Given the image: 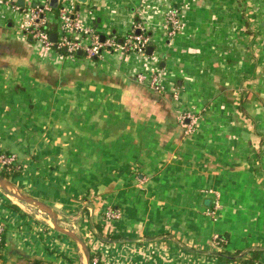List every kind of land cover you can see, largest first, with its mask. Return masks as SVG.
I'll list each match as a JSON object with an SVG mask.
<instances>
[{"label":"crops","instance_id":"crops-1","mask_svg":"<svg viewBox=\"0 0 264 264\" xmlns=\"http://www.w3.org/2000/svg\"><path fill=\"white\" fill-rule=\"evenodd\" d=\"M18 1L0 0V153L21 168L9 180L104 264H251L238 258L254 251L264 264V0H60L101 38L139 23L154 47L90 60L28 37ZM182 113L196 116L190 134ZM0 220L1 264H86L1 189Z\"/></svg>","mask_w":264,"mask_h":264},{"label":"built area","instance_id":"built-area-1","mask_svg":"<svg viewBox=\"0 0 264 264\" xmlns=\"http://www.w3.org/2000/svg\"><path fill=\"white\" fill-rule=\"evenodd\" d=\"M21 9L19 6H15ZM55 9L43 0H30L29 4V20L26 23L25 33L35 42L47 48H55L60 52H67L73 56H77L81 50L83 56L90 60L101 57L105 52L129 53L135 51L139 53H146L148 46L151 43L150 36L143 34L144 29L141 24H136L132 32L121 40L116 35H110L102 40L100 34L94 27L86 26L82 22L79 9L75 2L69 1L62 4L57 9V15L54 18L51 15ZM179 10L172 8L167 13L166 28L170 36H174L180 29ZM140 30V33H136ZM55 33L56 41L52 40V34ZM137 80L144 82L146 76L143 74L137 75ZM158 76L151 78L150 85L156 89H160L158 84ZM182 124L187 128V132H192L195 129V115L188 114L182 118ZM187 119V120H186ZM191 120V122L189 121ZM190 122V123H189ZM16 161V156L13 154L1 155V162L3 166H9ZM211 212V211H210ZM213 213V212H211ZM107 220H114L120 217V212L114 208H108L105 211ZM7 231L6 224L0 220V264L2 247ZM219 236L216 237V241ZM94 264L101 263L99 258L93 260ZM30 264H44L42 262L32 261Z\"/></svg>","mask_w":264,"mask_h":264},{"label":"water","instance_id":"water-1","mask_svg":"<svg viewBox=\"0 0 264 264\" xmlns=\"http://www.w3.org/2000/svg\"><path fill=\"white\" fill-rule=\"evenodd\" d=\"M80 3H86L87 0H79ZM19 4H24V0H19ZM52 8L58 9L60 7V0H50L49 4ZM136 33H140V30H137ZM56 34H52V40L56 41ZM105 39V36H102V40ZM122 41V40H121ZM154 52V47H148L146 54L151 55ZM82 51L78 52V55H82ZM0 189L4 191L7 195L15 197L17 200L21 201L22 203L29 204L36 206L39 210L46 213L53 222V228L60 234L66 235L72 240H74L77 245L83 250V253L86 257V264H92V252L89 245L81 238L74 230H70L68 228H64L59 221L58 213L54 208L50 205L38 200L37 198L28 195L22 192L15 184H13L8 178L3 176L0 172Z\"/></svg>","mask_w":264,"mask_h":264},{"label":"rangeland","instance_id":"rangeland-1","mask_svg":"<svg viewBox=\"0 0 264 264\" xmlns=\"http://www.w3.org/2000/svg\"><path fill=\"white\" fill-rule=\"evenodd\" d=\"M55 10H57V9H55ZM181 27V26H180ZM169 35V34H168ZM169 37H172V36H170L169 35ZM132 52H135V51H133L132 50ZM136 80H137V78H136ZM138 81V80H137ZM138 82H140V83H145V84H147V85H150V83H146L145 81L144 82H141V81H138ZM148 82H150V81H148ZM151 86V85H150ZM154 88V87H153ZM156 89V88H155ZM159 89H157V91H158ZM188 115V113H182V115L180 116V124H181V126H183V124H182V121L181 120H183L182 118H184V116H187ZM187 120V119H186ZM190 122H191V120H189ZM189 122V123H190ZM184 127V126H183ZM184 133L185 134H190L191 132H187V128H185L184 127ZM4 154H9V153H7V152H1L0 153V172L4 169V167H7L8 168V170H14V166H15V163H16V161H14L13 162V164H10L9 166H3V164H2V162H1V155H4ZM2 174V173H1ZM4 176V175H3ZM6 178H8L9 179V177H6ZM8 198H10V200H13V201H15V202H17V203H19V204H21L23 207H26V208H29L30 210H32L33 212H35L36 214H39L40 216H41V218H44L47 222H48V224L53 228V222H52V220H51V218L46 214V213H44L43 211H41V210H39L36 206H33V205H29V204H25V203H22L21 201H19V200H17L15 197H13V196H9L8 195ZM110 208H112V206L110 207ZM108 209V208H107ZM56 212L58 213V211L56 210ZM59 221H60V224L62 223L61 222V220H60V218H59ZM64 228L65 227H67V226H65L64 224H61ZM54 229V228H53ZM70 230H72L71 228H69ZM55 230V229H54ZM56 231V230H55ZM57 232V231H56ZM78 234V233H77ZM215 240H216V238H215ZM85 241V240H84ZM218 242V240L215 242V243H217ZM77 244V243H76ZM218 244V243H217ZM80 248V247H79ZM80 250H81V248H80ZM82 251V253H83V250H81ZM85 255V254H84ZM86 258V257H85ZM95 258H98L97 256H95Z\"/></svg>","mask_w":264,"mask_h":264},{"label":"trees","instance_id":"trees-1","mask_svg":"<svg viewBox=\"0 0 264 264\" xmlns=\"http://www.w3.org/2000/svg\"><path fill=\"white\" fill-rule=\"evenodd\" d=\"M143 34H146V35L149 36V34H148L147 32H145V31H144ZM150 46H151V43H150V45H149L148 47H150ZM17 165H18V164H15V166H14V170H8L7 167H4V169L1 171L2 175H4L5 177H11V176H13V175L18 174V173L21 171V168H18ZM224 238H225V237L220 236L219 239H218V241H222V239H224ZM224 242H225V239H224ZM224 242H223L222 244H224ZM238 253H239V252H236L234 255H237ZM258 258H259V252H258V251H254L253 254H252V256L248 257L247 260H245L246 258H244V257H240V258H238V259H239L240 261H243V262H249V263H251V264H261V263L259 262ZM93 260H94V256H93V254H92V264H94ZM227 260H228V259H227ZM34 262H42V261H37V260H35ZM42 263L46 264L45 262H42Z\"/></svg>","mask_w":264,"mask_h":264}]
</instances>
